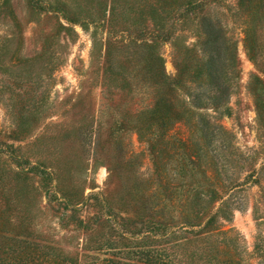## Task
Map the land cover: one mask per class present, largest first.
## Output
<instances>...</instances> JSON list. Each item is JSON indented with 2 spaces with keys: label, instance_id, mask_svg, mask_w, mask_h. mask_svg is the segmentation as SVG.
I'll return each instance as SVG.
<instances>
[{
  "label": "rangeland",
  "instance_id": "rangeland-1",
  "mask_svg": "<svg viewBox=\"0 0 264 264\" xmlns=\"http://www.w3.org/2000/svg\"><path fill=\"white\" fill-rule=\"evenodd\" d=\"M239 1L208 9L237 43L226 109L181 85L165 131L122 0H0V259L264 264V0ZM195 32L159 43L167 75Z\"/></svg>",
  "mask_w": 264,
  "mask_h": 264
},
{
  "label": "trees",
  "instance_id": "trees-1",
  "mask_svg": "<svg viewBox=\"0 0 264 264\" xmlns=\"http://www.w3.org/2000/svg\"><path fill=\"white\" fill-rule=\"evenodd\" d=\"M116 1L111 0V20L116 15ZM122 1L125 17L131 24L143 28L144 38L140 44L138 43L137 61L146 72L145 81L152 84L151 88L155 89L157 95L159 94L158 98L154 97L156 101L152 108L166 109L165 115L169 119L163 124L164 130H167L165 126L170 128L185 115L184 109L177 111V107H171L170 100L165 99V91L175 93L181 85L184 87L186 85V89H189L190 83L194 88L193 92L189 91V104L201 110L213 108L224 111L238 72L237 43L227 36L220 18L208 12V9L212 11L215 5L223 4L224 0ZM243 2L241 0L239 4ZM5 3L3 2V5ZM192 25L196 31L197 42L191 46L180 47L174 44L178 73L176 76H169L165 70L164 59L157 51L159 43L174 39L178 26L184 31ZM189 76L190 78H186ZM204 77L205 80L202 79ZM178 97L179 102L185 104V99L180 95ZM173 100H177V97L174 96ZM208 205L209 203L205 204V209ZM217 219H219L217 215H211L210 223H215ZM143 257H148L144 264H167L160 253L157 255L155 252H148L143 254ZM0 264L9 262L3 258L0 259Z\"/></svg>",
  "mask_w": 264,
  "mask_h": 264
}]
</instances>
